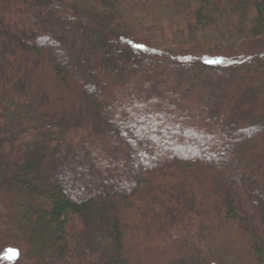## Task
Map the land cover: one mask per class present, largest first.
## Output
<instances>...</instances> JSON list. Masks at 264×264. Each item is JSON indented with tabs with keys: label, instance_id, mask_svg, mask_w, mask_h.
Returning a JSON list of instances; mask_svg holds the SVG:
<instances>
[{
	"label": "trees",
	"instance_id": "16d2710c",
	"mask_svg": "<svg viewBox=\"0 0 264 264\" xmlns=\"http://www.w3.org/2000/svg\"><path fill=\"white\" fill-rule=\"evenodd\" d=\"M264 0H0V264H264Z\"/></svg>",
	"mask_w": 264,
	"mask_h": 264
},
{
	"label": "rangeland",
	"instance_id": "374dc122",
	"mask_svg": "<svg viewBox=\"0 0 264 264\" xmlns=\"http://www.w3.org/2000/svg\"><path fill=\"white\" fill-rule=\"evenodd\" d=\"M255 50H264V45H261V46H259V47H257V49H255Z\"/></svg>",
	"mask_w": 264,
	"mask_h": 264
}]
</instances>
